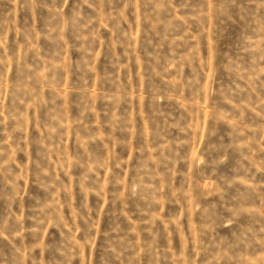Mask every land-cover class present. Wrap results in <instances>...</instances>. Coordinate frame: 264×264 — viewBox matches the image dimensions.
<instances>
[{
	"label": "rangeland",
	"instance_id": "1",
	"mask_svg": "<svg viewBox=\"0 0 264 264\" xmlns=\"http://www.w3.org/2000/svg\"><path fill=\"white\" fill-rule=\"evenodd\" d=\"M0 264H264V0H0Z\"/></svg>",
	"mask_w": 264,
	"mask_h": 264
}]
</instances>
